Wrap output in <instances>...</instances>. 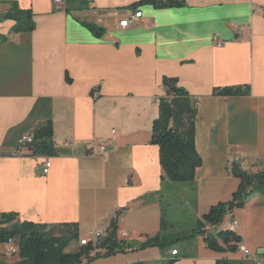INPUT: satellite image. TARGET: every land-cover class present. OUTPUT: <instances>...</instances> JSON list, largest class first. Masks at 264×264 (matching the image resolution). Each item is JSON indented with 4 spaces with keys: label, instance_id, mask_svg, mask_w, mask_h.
Returning <instances> with one entry per match:
<instances>
[{
    "label": "crops",
    "instance_id": "0c3cea01",
    "mask_svg": "<svg viewBox=\"0 0 264 264\" xmlns=\"http://www.w3.org/2000/svg\"><path fill=\"white\" fill-rule=\"evenodd\" d=\"M179 1L157 7L146 0H0V212L49 228L76 222L77 248L118 217V237L142 243L162 230H190L212 205L231 200L240 185L234 161L247 171L264 169V0ZM16 9L32 12V31L14 30L9 15ZM137 11L142 18L120 26ZM85 23L97 24L102 35ZM164 77H177L197 103L202 165L193 183L163 179L160 149L150 142ZM236 86L249 93H214ZM47 120L58 153L20 146ZM168 205L187 207L194 218L181 223L168 216ZM219 229L242 237L236 251L211 250L197 236L175 246L173 264H264L261 193L227 214ZM11 244L14 254L7 253ZM0 246V264H19L17 241ZM90 256L83 264L164 260L157 247Z\"/></svg>",
    "mask_w": 264,
    "mask_h": 264
},
{
    "label": "trees",
    "instance_id": "16d2710c",
    "mask_svg": "<svg viewBox=\"0 0 264 264\" xmlns=\"http://www.w3.org/2000/svg\"><path fill=\"white\" fill-rule=\"evenodd\" d=\"M146 2L157 7L183 5L179 0H146ZM9 17L16 20L15 31H32L35 28L31 11L16 9ZM85 24L97 36L102 35L103 29L97 24ZM163 86L166 95L159 99V114L153 123L150 142L160 149L163 179L168 178L175 183H193L197 170L202 165V157L196 149L197 103L190 92L179 84L177 77H164ZM214 93L222 96H240L248 94L249 88L222 87L215 89ZM32 137L34 142L28 147L35 153L51 155L59 152L54 146V127L51 120L39 123ZM231 172L240 180L238 190L231 200L212 205L190 230L177 233H165L162 230L142 243H131L118 237L119 220L118 217H114L106 230V235L100 241L99 247L102 251L97 252L96 256H110L157 247L164 255V260L160 264H173L179 256L174 254V258H169L167 252L175 250V246L179 243L197 236H202L211 250L236 251L242 242V237L232 229H219V227L226 215L243 208L252 194L261 193L264 203V169L247 171L234 161ZM209 227L216 229L217 232L213 233ZM78 238L79 225L76 222L62 223L49 228L46 224L22 219L15 212H0V244L11 240L17 241L19 264H83L86 258L92 260L90 254L95 247L91 244L83 245L76 251H66L70 241Z\"/></svg>",
    "mask_w": 264,
    "mask_h": 264
},
{
    "label": "built area",
    "instance_id": "2783aa9c",
    "mask_svg": "<svg viewBox=\"0 0 264 264\" xmlns=\"http://www.w3.org/2000/svg\"><path fill=\"white\" fill-rule=\"evenodd\" d=\"M56 4H63L64 3V0H54ZM143 17V12L142 11H137V12H134L130 15H128L127 17H125L124 19L120 20V26L123 27V28H128L130 27L134 21L138 20L139 18H142ZM104 142V140H102ZM34 142V139L32 136H29V135H26V136H23L20 138L19 140V144L20 146H28L29 144H32ZM103 150H106V146H103L102 147ZM51 167V162L50 161H46L43 165V173L44 174H47L49 172V169ZM231 225H237V220H234L232 222ZM106 235V231L103 230V229H96L92 232H90V234L85 237V238H82L79 240V244L81 246L83 245H93L95 247L94 249V252H101L102 251V248L99 247V244H100V241L104 238V236ZM126 235V234H125ZM12 241V240H11ZM10 241V242H11ZM9 242V243H10ZM15 245L11 244L8 246L7 248V253L8 254H14L17 249L16 247H14ZM245 254H249L250 251L248 249H245L244 250ZM172 254H177V250H173L172 251Z\"/></svg>",
    "mask_w": 264,
    "mask_h": 264
},
{
    "label": "rangeland",
    "instance_id": "374dc122",
    "mask_svg": "<svg viewBox=\"0 0 264 264\" xmlns=\"http://www.w3.org/2000/svg\"><path fill=\"white\" fill-rule=\"evenodd\" d=\"M187 207H181V206H178V208L173 205H168V208H167V213H168V216L171 217V218H174L175 220H178L180 221L181 223H187L189 224V221H191L194 216L191 214V210L189 209H186ZM190 226L187 225L185 226V228H189ZM16 242V240H14ZM0 248H2L0 246ZM178 248L181 250V251H184V246L183 245H179ZM77 249V242L75 239H72L66 249L67 252L69 251H76Z\"/></svg>",
    "mask_w": 264,
    "mask_h": 264
},
{
    "label": "bare ground",
    "instance_id": "6f19581e",
    "mask_svg": "<svg viewBox=\"0 0 264 264\" xmlns=\"http://www.w3.org/2000/svg\"><path fill=\"white\" fill-rule=\"evenodd\" d=\"M237 224H238V222H237ZM236 226L237 225H231V228L234 229V228H236Z\"/></svg>",
    "mask_w": 264,
    "mask_h": 264
}]
</instances>
